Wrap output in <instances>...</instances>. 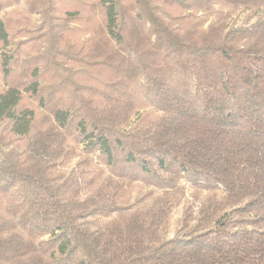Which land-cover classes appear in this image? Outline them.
<instances>
[{
    "label": "trees",
    "instance_id": "16d2710c",
    "mask_svg": "<svg viewBox=\"0 0 264 264\" xmlns=\"http://www.w3.org/2000/svg\"><path fill=\"white\" fill-rule=\"evenodd\" d=\"M59 1L0 0V264H264V0Z\"/></svg>",
    "mask_w": 264,
    "mask_h": 264
},
{
    "label": "rangeland",
    "instance_id": "374dc122",
    "mask_svg": "<svg viewBox=\"0 0 264 264\" xmlns=\"http://www.w3.org/2000/svg\"><path fill=\"white\" fill-rule=\"evenodd\" d=\"M70 4H67L65 2L62 3V0L59 1V9H63L66 8V6H68ZM74 5V4H73ZM72 6V5H71ZM15 6L11 7L14 8ZM11 8H7L6 10H4L1 15L3 16L4 13H6L8 10H10ZM82 10V9H81ZM82 12L84 13V15H87V13H90V11H85V9L83 8ZM262 13V10L259 12H251L250 10H240L239 12L235 13L233 15V17L230 19V23L236 27L239 26H243L246 23H252L254 21H256L258 19V17L260 16V14ZM34 18H39V15H34ZM78 24L80 25L81 22L78 21ZM2 48L0 47V55L2 54ZM3 88H5V81H4V77L3 74L1 73L0 70V90H3ZM28 94L25 99L24 102L27 105H30L31 107H35L36 103H34V105H32L31 99L29 98ZM84 148V144L81 143L80 145H76V153L72 159V161L68 164V166H63L64 168H70L73 166H76V164L83 160V158L86 156V158H91L94 160V162L92 163L93 168H97L96 166V162H98V158H97V154L96 155H86V153L83 150ZM85 163L81 164L84 165ZM183 185L187 186V190H186V195L183 198L182 202L175 208L172 217L170 219L167 231H166V235L168 237H174L178 231L179 228L181 227V221L184 218V213L186 211V208L190 205H192L194 207V210L198 209V203L194 200V195H193V191L190 187H188V185H186L185 182H183ZM149 189H154L153 187H147L145 185H143L142 183H137L135 182L134 184H132L131 186H129V188L126 190V195L125 198L129 199L131 201L135 200L137 197L142 196L144 193L148 192Z\"/></svg>",
    "mask_w": 264,
    "mask_h": 264
}]
</instances>
